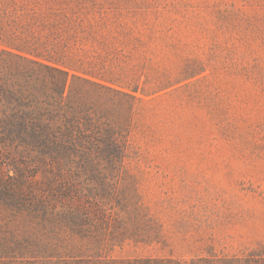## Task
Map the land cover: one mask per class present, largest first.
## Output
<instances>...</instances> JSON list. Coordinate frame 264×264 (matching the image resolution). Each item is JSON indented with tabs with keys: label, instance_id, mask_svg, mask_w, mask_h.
I'll return each mask as SVG.
<instances>
[{
	"label": "rangeland",
	"instance_id": "1",
	"mask_svg": "<svg viewBox=\"0 0 264 264\" xmlns=\"http://www.w3.org/2000/svg\"><path fill=\"white\" fill-rule=\"evenodd\" d=\"M38 17L119 91L76 83L127 122V157L78 179L80 233L18 264H264V0H0V58Z\"/></svg>",
	"mask_w": 264,
	"mask_h": 264
},
{
	"label": "trees",
	"instance_id": "2",
	"mask_svg": "<svg viewBox=\"0 0 264 264\" xmlns=\"http://www.w3.org/2000/svg\"><path fill=\"white\" fill-rule=\"evenodd\" d=\"M18 28L28 38L8 44L18 53L3 49L0 58V264L54 255L62 229L81 232L78 179L86 172L97 179L102 167L118 169L127 157V122L89 101L76 83L119 91L86 76L100 77L69 50L65 20L32 18Z\"/></svg>",
	"mask_w": 264,
	"mask_h": 264
}]
</instances>
